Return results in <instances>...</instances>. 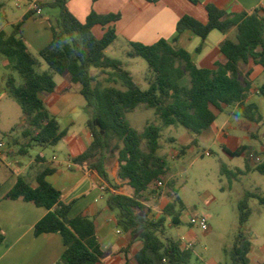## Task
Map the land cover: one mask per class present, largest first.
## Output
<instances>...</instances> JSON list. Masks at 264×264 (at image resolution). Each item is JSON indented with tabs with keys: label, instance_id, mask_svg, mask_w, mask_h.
<instances>
[{
	"label": "trees",
	"instance_id": "trees-1",
	"mask_svg": "<svg viewBox=\"0 0 264 264\" xmlns=\"http://www.w3.org/2000/svg\"><path fill=\"white\" fill-rule=\"evenodd\" d=\"M36 1L41 9L57 7L61 10L51 42L37 55L30 52L21 35L22 22L14 24L10 32L0 31V55L7 58L8 68L19 78L9 75L5 87L22 110L23 136L29 138L20 153L25 155L34 146H54L66 136L67 130L61 129L41 95L55 91V75L69 73L72 82L81 86L80 94L91 110L87 128L92 134L91 144L72 161L95 171L107 188H117L110 177V159L115 157L119 162L118 177L126 180L135 191L132 197L114 193L107 197L110 209L118 211L117 227L129 236L123 252L127 254L135 241H141L142 248L134 256L137 264H192V249H184L180 238L166 235L168 223L170 227L182 223L181 215L185 210L182 199L173 190V200L160 214L153 213L144 204L148 193L161 189L154 184L169 178L167 157L159 154L160 138L164 128L182 126L187 129L193 138L180 148V154L184 155L187 149L198 144L197 137L212 126L217 112L233 105L237 106V116L258 124L264 121L258 106L246 102L252 84L242 79L239 68L240 63H247L250 59L264 68L262 10L227 12L208 3L205 6L206 22L191 15H183L178 20L177 35L191 31L202 40L213 30L226 34L235 29V38H227L221 43L224 59L218 60L213 69L197 66L188 51L176 48L167 40L152 45L130 42L128 55L142 57L149 67L148 87L143 90L122 61L106 54V49L117 40L116 30L110 25L121 18L120 14H99L92 10L80 20L69 10V0ZM145 1L155 3L158 0ZM190 1L199 3V0ZM34 13V10L29 11L23 19ZM98 25L108 27L101 38L93 31ZM42 61L49 69L39 72ZM92 68L108 74L120 86H103L99 76L90 73ZM186 74L189 75V85L182 84ZM257 91L264 97V83ZM141 106L153 109L160 125L148 123L142 132L138 131L129 121L128 114ZM229 153L232 156L247 155L245 169L228 170L229 175L245 174L253 161L252 169L264 176V154L258 160L248 146ZM52 173L49 168L38 170L34 177L35 187L24 177H18L5 197L22 198L48 210L36 223L34 235L57 233L62 236L65 250L57 264H100L104 252L95 222L84 215L70 217L72 204L63 203L61 192L47 180ZM167 184L173 188V182ZM251 198H256L264 206V194L246 192L239 201L240 228L232 248L227 251L231 264H250L248 253L252 244L243 226L252 215ZM3 239L0 230V242Z\"/></svg>",
	"mask_w": 264,
	"mask_h": 264
},
{
	"label": "crops",
	"instance_id": "crops-1",
	"mask_svg": "<svg viewBox=\"0 0 264 264\" xmlns=\"http://www.w3.org/2000/svg\"><path fill=\"white\" fill-rule=\"evenodd\" d=\"M208 3L227 12H250L260 8L264 14V0H199L198 4L190 0H158L155 3L145 0H69L68 8L80 20H84L92 10L99 14H120L121 18L110 26L116 30V41L125 42L128 51L130 42L152 45L163 39L172 42L176 48L188 51L197 66L213 69L218 60L224 59L220 51L221 43L227 38L234 39L235 29L226 34L213 30L205 40L191 31H185L180 35L176 33L177 22L183 15H191L201 22H206L205 6ZM3 8V4L0 3V19ZM41 10V14L35 12L34 15L23 19L29 12V6H27L19 17L7 22L11 28L14 24L22 22L21 35L30 52L34 51L36 54L51 42L53 27L57 21L56 17H45L43 9ZM107 28V26L98 25L93 31L95 34L98 30L101 34L98 38H101ZM1 30L6 31L0 28ZM174 39L176 40L173 42ZM239 68L242 79L252 84V91L246 102L256 104L264 117V97L257 91V88L264 83V68L251 59L247 63H240ZM9 75L19 80L16 72L8 68L7 58L0 55V133H9L11 139L8 145L0 140V171H2L1 164L8 168L0 179V230L4 236L3 241L0 242V264H57L63 255L65 245L60 234L43 233L37 237L34 235L36 223L47 214L48 210L22 198L7 199L5 197L18 177H24L32 186H37L34 179L35 173L42 168L53 170V173L47 176V180L61 192L63 203L72 204L70 217L84 215L95 222L96 234L104 252L100 264H137L134 256L142 248V242L135 241L127 254L123 252L128 245L129 236L117 227L118 211L110 209L107 203L110 193L130 197L135 194L127 181L118 177L119 162L116 159L114 166L110 165V177L117 188L108 187V189L95 171H89L72 161L92 142V134L88 128L83 132L73 131L74 126L81 122V115L86 113L87 109L86 102L80 94L81 86L72 82L69 73L59 75L61 77L59 82L55 75V91L50 94L43 93L41 98L50 113L57 118L61 129L67 130L66 136L56 144L60 156L53 155L48 160L41 151L34 159L31 158L30 161L25 162L20 159L22 155L20 150L23 144L29 142V138L23 136L25 127L22 124V110L5 87ZM236 111L237 106L233 105L225 107L222 112H217V119L212 126L197 137L198 143L206 141L217 145L230 157L235 156L230 155L229 152H238L243 146H248L260 160L264 154V136L260 134L261 123L237 116ZM132 114L135 122L141 120L148 123L151 110L141 106ZM156 125L160 123L157 122ZM143 130L144 128L140 132ZM189 135L192 140L193 134ZM240 156L246 162L247 155L244 153ZM250 165L251 169L239 176H248L254 171L253 161ZM238 169L244 170L245 167L236 168ZM102 186L106 187L105 191L101 189ZM255 188V191L244 189L242 197L238 199L237 208L246 192L264 194L259 191L261 190L259 187ZM173 194L172 191L171 196H160L164 207L173 200ZM146 196L147 200L144 204L155 213V208L150 205L152 194L148 193ZM255 211L262 220L261 230L258 232L251 226L248 228L243 226L244 232L250 234L249 239L252 244L248 259L250 264H264V206L256 207ZM235 227L240 228L238 225ZM208 231H212L211 228ZM180 239L182 247L188 242H191L194 247L193 231L190 230L181 235Z\"/></svg>",
	"mask_w": 264,
	"mask_h": 264
},
{
	"label": "rangeland",
	"instance_id": "rangeland-1",
	"mask_svg": "<svg viewBox=\"0 0 264 264\" xmlns=\"http://www.w3.org/2000/svg\"><path fill=\"white\" fill-rule=\"evenodd\" d=\"M33 1L35 0H0V3L4 6L1 12L0 28L10 32L12 28L7 25V22L19 17ZM60 14L61 10L57 7H45L43 9L45 17L59 18ZM95 35L97 37L101 36L98 30L95 31ZM32 53L37 55L34 51ZM106 54L122 61L125 68L134 77L135 83L141 89H147L148 64L142 57L129 56L125 42H114L106 49ZM48 69V65L42 61V66L38 68V71L42 72ZM99 71V69L92 68L90 73L98 75L103 86H120V83L115 82L108 74ZM16 76L18 77L17 73ZM60 80L61 77L57 75V81L59 82ZM182 84L189 85L188 74L182 79ZM150 110L151 115L148 123H160L154 114V110ZM90 113L91 110L87 108L86 113L81 115V122L74 126L73 131L83 132L87 128L86 121L89 119ZM128 119L138 131H141L148 124L141 120H136L135 122L132 113L128 115ZM2 126H5V124H2ZM189 134L191 133L182 126L176 128L170 126L163 129L160 138L162 147L159 154L167 157L169 178L163 182L161 189L156 190L152 194L150 205L155 208V214H160L164 207L160 196H171L174 190L184 202L185 210L181 215V225L170 227L168 223L166 235L180 238L186 232L193 231L192 264H230V257L227 251L232 248L234 239L239 232V229L235 227V225L239 226L238 199L242 197L244 189L255 191V187H259L261 189L259 191L264 193V176L256 171H252L248 176L233 177L229 175L228 170L235 172L236 168L245 167L244 158L241 156L230 157L219 146L210 142L200 141L197 145L187 149L184 155H181L179 151L182 145H187L191 142ZM260 134L264 136V121L260 124ZM0 140L5 141L7 145L11 143L9 133H0ZM41 151L44 152L48 160L53 155L60 156V151L56 149V145L43 148L34 146L29 149L28 154L21 155L20 159L28 162L31 158L34 159ZM208 151L210 155L205 154ZM115 163L116 158L111 157V167ZM1 170L0 179H2L3 173L8 171V168L1 164ZM169 181L173 182V188L168 186L167 182ZM249 203L250 207L254 209V213L245 224V228L251 226L259 232L262 220L255 211V208L260 206L259 201L256 198H251ZM193 217H206L209 228L212 231H204L200 227L192 225L191 219ZM245 234L250 238L248 232H245Z\"/></svg>",
	"mask_w": 264,
	"mask_h": 264
},
{
	"label": "built area",
	"instance_id": "built-area-1",
	"mask_svg": "<svg viewBox=\"0 0 264 264\" xmlns=\"http://www.w3.org/2000/svg\"><path fill=\"white\" fill-rule=\"evenodd\" d=\"M29 11L34 10L36 12V14H41V8L38 6L37 1H33L31 2L29 5ZM2 146V144H1ZM206 155H210V152H206ZM154 186L156 188H161L163 186V182L162 181H158L154 184ZM101 189L103 191H105L106 187L102 186ZM191 224L200 227L201 229H203L204 231H208L209 230V225L207 222V218L206 217H193L191 219ZM184 249H192L193 248V244L191 242L185 243Z\"/></svg>",
	"mask_w": 264,
	"mask_h": 264
}]
</instances>
